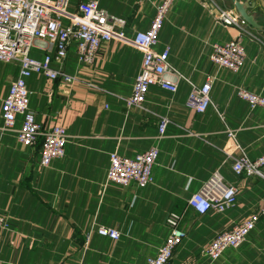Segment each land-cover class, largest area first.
I'll list each match as a JSON object with an SVG mask.
<instances>
[{"label": "crops", "instance_id": "0c3cea01", "mask_svg": "<svg viewBox=\"0 0 264 264\" xmlns=\"http://www.w3.org/2000/svg\"><path fill=\"white\" fill-rule=\"evenodd\" d=\"M87 1L126 20L130 39L149 29L162 0H71L70 12ZM237 1L254 5L247 13L261 27L248 26L246 60L237 74L210 62L214 44L239 36L215 19L218 7L235 11L231 1L176 2L159 35L155 50L170 47L169 64L176 73L196 87L215 79L210 95L214 107L199 115L186 107L192 88L182 79L176 93L152 86L143 110H127L123 100L132 94L143 55L117 41L102 46L93 66L78 64L75 45L62 62L52 63L80 83L31 76L26 85L37 123L45 132L62 126L67 133L64 157L48 168L40 166V142L27 148L17 141L20 117L13 132L2 131L1 104L19 76V65L0 63V216L10 227L0 234V264H145L168 238L171 213L182 218L186 237L170 264H264V218L240 247L224 251L219 261L203 254L214 238L264 203V180L234 174L229 158L240 155L236 144L250 160L264 154V110L251 109L236 96L243 88L264 98V0ZM45 53L33 48L30 56L42 61ZM162 119L169 123L159 137ZM151 147L160 156L150 186L107 183L110 154L132 159ZM217 172L226 185L237 188L235 206L200 217L188 201ZM100 227L118 231V241L99 236Z\"/></svg>", "mask_w": 264, "mask_h": 264}, {"label": "built area", "instance_id": "2783aa9c", "mask_svg": "<svg viewBox=\"0 0 264 264\" xmlns=\"http://www.w3.org/2000/svg\"><path fill=\"white\" fill-rule=\"evenodd\" d=\"M70 1L0 0V63L19 65V76L9 87V93L1 104L4 125L2 131L13 132L16 120L20 117L21 127L17 130V141L27 148L40 142L39 158L42 168H48L53 161L64 157L68 143L67 133L62 126H54L46 132L42 130L36 121L35 113L29 107L31 92L27 90L26 83L33 75H41L52 82H65L71 85L80 83L77 78L69 76L64 71L52 68L53 62H62L67 57L72 45H75L78 64L89 67L95 64L102 46L113 41L131 45L143 55L140 73L135 79L132 94L123 100L127 110L132 108L143 110L152 86L176 93L177 83L181 79L192 88L185 103L187 109L199 115L214 107L210 97L214 78H207L199 87L193 86L171 68L169 46L161 53L155 50L172 6L183 0H162L149 29L146 32H136L130 39L125 34L127 21L110 15L97 1L80 2L76 13L70 12ZM215 19L225 28L235 29L239 36L226 44H214L211 48L210 62L218 69L237 74L243 69L246 60L243 37L248 35V26L235 11H224L219 7ZM33 48L46 51L42 61L30 56ZM236 96L249 108L264 110V98L260 95L238 88ZM168 123L166 119L161 120L158 128L159 137L164 136ZM228 136L233 140L235 138L231 132ZM236 150L240 155L234 159L232 156L229 157L233 160L231 167L233 173L264 180V154L250 160L237 144ZM109 156L108 184L123 188L134 184L139 188H145L153 183L152 170L160 156L157 147H151L147 152L132 159L122 157L116 152ZM201 188V191L188 201L189 207L196 215L201 217L208 212L219 214L235 206L237 188L226 185L219 172ZM262 218L264 203L257 213L214 238L204 247V256L211 262L219 261L224 251L240 247ZM181 220L179 215L169 214L166 220L170 229L168 238L158 249L157 254L145 264H170L176 249L183 244L186 237ZM9 228L7 220L0 216V234ZM97 234L112 241H118L120 236L118 231L105 227H100Z\"/></svg>", "mask_w": 264, "mask_h": 264}, {"label": "water", "instance_id": "95a60500", "mask_svg": "<svg viewBox=\"0 0 264 264\" xmlns=\"http://www.w3.org/2000/svg\"><path fill=\"white\" fill-rule=\"evenodd\" d=\"M229 1L232 2L237 15L247 24V26L257 31L261 30V27L257 24L254 17H252L247 13L248 9L250 7H253L254 5L250 6L249 3H241L240 1L237 0H229Z\"/></svg>", "mask_w": 264, "mask_h": 264}]
</instances>
